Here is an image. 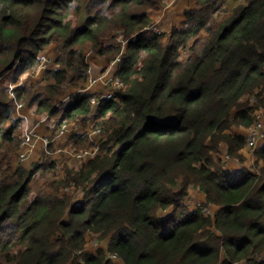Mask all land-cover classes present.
<instances>
[{"label": "trees", "instance_id": "16d2710c", "mask_svg": "<svg viewBox=\"0 0 264 264\" xmlns=\"http://www.w3.org/2000/svg\"><path fill=\"white\" fill-rule=\"evenodd\" d=\"M162 3L0 0V264H114L109 254L119 264H264V146L254 171H231L221 155L222 145L234 158L247 145L235 128L264 123V0L232 11L224 0H192L186 20L163 32L151 15ZM53 44L59 65L47 84L11 90ZM90 49L109 63L120 58L114 71L125 88L98 111L99 143L67 135L88 145L74 152L100 149L39 185L38 174L55 171L46 158L54 141L43 161L12 170L30 127L15 108L36 104L50 117L68 82L75 92L58 123L47 122L55 131L86 121L91 95L78 90ZM191 188L205 193L212 215L186 202ZM90 235L109 237L108 246L88 251Z\"/></svg>", "mask_w": 264, "mask_h": 264}, {"label": "rangeland", "instance_id": "374dc122", "mask_svg": "<svg viewBox=\"0 0 264 264\" xmlns=\"http://www.w3.org/2000/svg\"><path fill=\"white\" fill-rule=\"evenodd\" d=\"M184 1H185V3L189 2V0H184ZM245 1L246 0H224L223 8L225 11H228V10L232 11L234 7H236L238 4L245 2ZM180 7H181L180 0H163L161 8L152 12V16H154L153 17V19H154V25L153 26L162 32L165 30L169 31L171 26L165 27V24H167V22L172 19V16L181 15V14L183 16H185L184 11H185V9H187V7L183 10L182 13L180 12L181 11V9H179ZM173 9H175V11L171 13L170 11H173ZM160 14H162V16H161L162 18L157 19ZM74 19H76V18H74ZM185 19H186V17H185ZM108 39L110 40V38H108ZM114 41H119V40H114ZM55 48H56V44H53L47 52L53 59H55V58L58 59L57 53L59 54V52L56 51ZM185 56H187L186 53H185ZM89 57H90L89 59L94 60L92 62V64L96 70L98 67L94 63H100V62L106 61L105 57L98 55L95 51H93ZM97 60H99V61H97ZM58 65L59 64H57L56 69L58 68ZM100 66H101V63H100ZM46 73H47L46 71L39 70V66L36 69H33V70L30 69V70L26 71L24 74L18 76V80L15 83L13 82L11 84V90H13L16 85H24L26 88L31 89L33 92H36L40 86H44L47 84V74ZM17 75H18V72L16 70H13V72L11 71L6 76V78H4L5 82L9 83V81L14 77L16 78ZM74 89L75 88L73 86H71L68 82L64 84V88H63L60 96L54 102L56 107L58 108V111H56L55 113L50 115V117L53 119L54 122L58 123V118L60 117V111H61L60 105L62 102H68L72 93L75 92ZM253 101H255V99H253ZM263 103H264V97L262 96L260 99V104H263ZM27 108L30 111L31 117H32V121L30 122V126L34 127V128L32 127L31 129H28V131L32 135H35V132H37V133L38 132L39 133H41V132L49 133V132L53 131V129H54L53 126L47 122L51 119L48 114L39 113V110H37L36 104H34L33 106L30 107L29 103H28ZM99 110H96L95 112H97ZM99 120H101V118L98 119L94 124H97ZM76 121H77V123L79 121H81L83 124H86V126H92L93 125V122H88V124H87L86 123L87 121H85L84 119H78ZM262 125H264V123ZM262 125L260 127H258V131H260V132L263 131ZM39 126H42L41 128L43 130L40 129L41 130L40 131L38 129ZM256 127L257 126L255 125V127L251 128V129L235 128L234 132L237 134H243L244 136H246V139L248 140L249 134ZM55 129H57V128H55ZM26 131H27V128H26ZM35 136H37V135H35ZM68 137L64 136V137L58 138L56 141L53 142V144H52L53 146L48 148V151L50 152V154L46 158L51 159V157H52V159H54L56 161L55 166H54L55 171L49 170L50 172L48 171V172L41 173L40 175L38 174L39 176L37 175L36 177H37V180L39 182V185H41L47 181H53L54 180L49 176L48 173H52L56 176V179H60L65 174H67L68 170L74 169L71 167H74V166L80 167L83 163L86 162V161H81V160L85 156L88 155L87 153H85V152H83V153L82 152L72 153V152L67 150L69 148L75 147L74 145H72V143H70L67 140ZM86 146H88V145L85 142H81L76 147L84 148ZM99 146L95 147V151H98L100 149ZM262 146H264V139L260 138L258 140V143H256L254 146H250L249 143L247 142V145L245 146V148L241 149L235 158L231 154H228L227 151H221V155H222L223 161H225L226 164L232 159L237 160V161L241 160L244 165H246L248 168H251L252 165L257 163V159L259 158V155L257 152L259 151V149ZM38 147L39 146L36 145L34 150L36 151V149ZM223 148L226 149L227 146H223ZM43 153H44V151L39 147L36 151V156L34 154V155H32L31 159L23 162L19 157V150H18L17 156H14L9 162L10 168L12 170H14L15 168H17L21 165H23L25 167H31L34 164L35 159L40 158V160L43 161L42 159H44V157H45V156L42 157ZM77 154H82V156L79 157V156H77ZM92 154H94V153H92ZM69 155L76 156L78 158V160L73 159ZM57 162L59 164V167H57ZM193 190H200V189H198V188H191L190 189V195L186 198L187 202L189 200V202H188L189 205L190 206L196 205V206L200 207L202 209V211L205 212L206 214L212 215L214 213V211L216 210V208L206 204L205 194L203 192H202V196L199 197V194H198L199 192L193 191ZM78 195H80V193L79 194L75 193L74 197H77ZM76 199H78V198H76ZM204 206H206L210 209L209 213L203 210L202 207H204ZM87 240H88V243H87L86 248L90 252H96L100 246L106 248L108 246V243H109V237H107L105 239H99L95 235L88 236ZM108 256H109V259L113 260V262L111 261L112 263H114V264L121 263L119 258H116L115 255L109 254Z\"/></svg>", "mask_w": 264, "mask_h": 264}, {"label": "built area", "instance_id": "2783aa9c", "mask_svg": "<svg viewBox=\"0 0 264 264\" xmlns=\"http://www.w3.org/2000/svg\"><path fill=\"white\" fill-rule=\"evenodd\" d=\"M157 29V28H156ZM114 40H119L118 38ZM120 41V40H119ZM50 47H48L45 51H43L40 55L41 62L39 65V70L48 71L56 68V58L53 59L49 54L48 50ZM93 51L89 50L87 52L88 59ZM120 58H116L114 61L109 63V67L107 69H104L100 72L95 71L92 66H90L87 69V80L85 82V87L82 89H79L78 91L84 92L91 95V106L92 110L98 106H101L102 103L105 100L116 98V91L117 89H123L125 88V83L119 79V77L115 74V67L118 63ZM19 106H25V104H18ZM17 105V106H18ZM263 121H259L256 123V128H254L248 137V143L250 146H254L256 143H258V140L260 138L264 139V125ZM263 126V131H258V127ZM34 130V129H33ZM35 131V130H34ZM83 133L87 132L88 136L91 138L92 141L98 142L102 136L106 137V134L104 130L99 126H92V127H86L83 125L81 121L77 123L75 122H64L60 127H58L55 131L46 133V134H39L35 132V135H32L29 131L26 133V135L23 137L21 147L19 149V157L20 159L25 162L29 159H31V156L35 154L36 151L40 147L42 150L47 149L49 145L57 140L58 138L67 136L71 133ZM36 145L39 147L34 150ZM68 151L72 153H77L72 150L67 149ZM94 150H84L82 151L87 153L88 155L92 154L91 152ZM87 156H85L83 159H86ZM72 158L78 159L76 156L69 155ZM77 156L81 157L82 154H77ZM39 159V158H38ZM35 159V160H38ZM82 159V160H83ZM34 160V161H35ZM57 167H59V164L57 162ZM204 211L210 212V209L206 206L202 207Z\"/></svg>", "mask_w": 264, "mask_h": 264}, {"label": "crops", "instance_id": "0c3cea01", "mask_svg": "<svg viewBox=\"0 0 264 264\" xmlns=\"http://www.w3.org/2000/svg\"><path fill=\"white\" fill-rule=\"evenodd\" d=\"M191 1L192 0H189V2L188 3H185V1L184 0H180V3H181V7L179 8V9H181V13L183 12V10L187 7H189V6H191L192 4H191ZM171 10V9H170ZM175 11V9H173V11H170L171 13L172 12H174ZM151 15H152V13H151ZM162 16V14H160L159 15V17L157 18V19H159V18H162L161 17ZM152 17H154V16H152ZM186 19H185V16H183L182 14L181 15H174V16H172V19L171 20H169L168 22H167V24H165V27H172V25L173 24H176V25H181L182 24V22L183 21H185ZM179 21V22H178ZM164 27V26H163ZM111 40L112 39H110V40H108V42H111ZM94 60L93 59H90V63H91V65H92V67H93V64H92V62H93ZM97 61H99V60H97ZM100 63H101V66H100ZM100 63H94L95 65H97V70L93 67V69H95V71H97V72H100V71H102V70H104V69H107L108 67H109V63L107 62V61H103V62H100ZM101 108V106H98V107H96L95 109H94V111H92L91 112V114L88 116V118H87V124H88V122H93V125L92 126H94V125H96V124H94L98 119H100V117H98V111L97 112H95L96 110H99ZM14 115L16 116V117H21V118H24V119H29V121L31 122L32 121V117H31V113H30V111L28 110V108H27V106H16V108H15V111H14ZM85 126H86V124H85ZM92 126H86V127H92ZM33 127V126H32ZM31 126L29 127V129H31L32 128ZM42 126H39L38 127V129L40 130H43L42 128H41ZM34 128V127H33ZM40 130V131H41ZM47 132V131H46ZM39 133V132H38ZM39 134H46V133H43V132H41V133H39ZM223 146H226V145H222L221 146V151H226L227 150V148L226 149H224L223 148ZM32 157V156H31ZM262 164V161L261 160H259V159H257V163H255L254 165H252L251 166V168L250 169H252L253 171L255 170V169H257V167L258 166H260ZM245 167H247L246 165H244L243 164V162L242 161H237V160H230L227 164H226V168L227 169H229V170H231V171H235V172H241L242 170H243V168H245ZM248 168V167H247ZM193 191H197V192H199L198 194H199V197H201L202 196V192L203 191H201V190H193ZM204 193V192H203ZM205 194V193H204ZM187 202V201H186ZM188 202H189V200H188ZM187 202V203H188ZM189 204V203H188ZM194 204V203H193ZM192 207H194V206H196V205H191Z\"/></svg>", "mask_w": 264, "mask_h": 264}, {"label": "clouds", "instance_id": "9594fccd", "mask_svg": "<svg viewBox=\"0 0 264 264\" xmlns=\"http://www.w3.org/2000/svg\"><path fill=\"white\" fill-rule=\"evenodd\" d=\"M57 60V59H56ZM93 111V110H92Z\"/></svg>", "mask_w": 264, "mask_h": 264}]
</instances>
